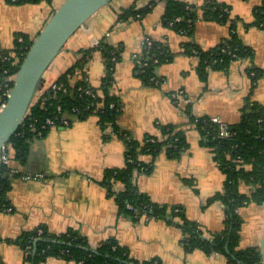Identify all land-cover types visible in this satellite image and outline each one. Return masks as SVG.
<instances>
[{
    "label": "crops",
    "instance_id": "obj_1",
    "mask_svg": "<svg viewBox=\"0 0 264 264\" xmlns=\"http://www.w3.org/2000/svg\"><path fill=\"white\" fill-rule=\"evenodd\" d=\"M64 1L0 0V50L13 49L17 33L33 41ZM150 1L111 0L95 12L54 59L40 90L75 63L82 56L81 50L96 47V40L121 48L109 88L120 104L119 129L142 140L145 135L161 137L160 125L179 124L187 143L178 156L165 151L153 157L141 155L140 159L151 163V168L136 174V186L155 203L181 206L185 216L201 225L208 235L224 226L223 204H207V199L222 189L225 174L211 150L201 144L197 129L187 122L185 110L188 106L193 116H210L232 124L239 121L249 101L264 105V28L252 24L254 8L261 0H218L230 6L231 17L236 19L235 32L243 44L252 48L253 56L237 58L225 69H209L205 79L195 70L197 57L185 54L182 42L190 39L201 49L213 48L229 35V25L198 19L191 36H183L164 20L165 0H156L139 19L119 18L123 8H140ZM181 1L203 4L205 0ZM145 38L165 43L173 55L171 61L154 69L162 79L159 85L145 82L133 60L134 54H142ZM251 65L263 70L252 89L247 72ZM105 69L100 52L93 51L84 69L91 86L101 85ZM80 76L75 74L72 82ZM125 149V140L109 129L103 130L96 115L75 116L68 126L51 127L43 136L31 139L26 161H11L19 174L9 177L6 191L12 210H0V264H29L19 237L42 226L54 234L76 229L92 248L114 238L139 261L157 258L162 264H229L219 253L186 251L182 230L170 221L169 212L165 218L139 219L119 213L102 179L106 169L125 165ZM37 173L42 177L21 178L22 174ZM121 189L120 182L112 187L113 192ZM239 189L248 193L250 186L241 182ZM238 214L242 219L239 246L259 247L264 204L249 203L239 208ZM38 264L77 263L49 257Z\"/></svg>",
    "mask_w": 264,
    "mask_h": 264
},
{
    "label": "trees",
    "instance_id": "obj_2",
    "mask_svg": "<svg viewBox=\"0 0 264 264\" xmlns=\"http://www.w3.org/2000/svg\"><path fill=\"white\" fill-rule=\"evenodd\" d=\"M22 1L41 0H16L13 3ZM165 1L164 20L183 36H191L194 22L198 19L218 20L230 27L229 35L215 47L207 50L199 48L190 39L182 42V51L197 57L195 70L201 78H206L209 69H225L237 58H252V48L243 44L235 32L236 19L231 17L228 4L218 0H205L203 4L181 0ZM155 2L156 0H152L140 8H135L134 5L123 8L119 18L139 19L152 9ZM253 15L252 24L264 28V0L254 8ZM20 36L23 38L22 42L17 40ZM31 43L25 34L15 35L14 48L5 51L15 56L0 60V85L5 82L7 76L17 72ZM95 50L100 52L106 68L102 83L97 88L89 84L84 74L85 66ZM80 52L82 56L75 63L40 90L17 131L9 139L7 145L11 148L10 164L0 162V210L10 206L6 191L9 177L15 175L10 172L11 161L19 164L26 161L31 139L43 136L48 130L42 128L47 118L59 123L61 117H66L70 121L75 116L96 115L103 130L109 129L110 132L119 135L126 144L125 165L121 168L106 169L102 179L108 193L114 196L119 213L139 219L165 218L169 212L170 221L176 222L182 230V244L186 251L200 249L206 254L219 253L226 257L229 264H259L260 254L257 246L243 248L239 246L242 219L238 210L249 203L264 204V105L249 101L239 121L232 124L224 123V129L229 132L228 136L220 135V125L212 117L193 116L188 106L186 107L187 122L197 129L201 144L211 150L219 169L225 174L222 189L207 199V204L214 201L223 204L224 226L221 230L206 235L201 225L185 216L181 206L169 207L155 203L145 193L140 192L135 183L137 173L148 172L151 168V163H145L140 159L141 155L149 154L153 157L160 151H165L170 156H178L184 150L187 143L184 132L180 129L181 125H160L161 137L145 135L142 140H135L126 131H121L117 126L120 104L109 92L113 82V69L120 59L121 48L101 40L96 47ZM140 56L141 64L137 65L139 76L147 83L159 85L162 79L154 74L155 67L173 58L167 45L153 40L150 45L143 47ZM247 72L252 89L263 70L251 65ZM77 73L81 74L79 80L72 82L73 76ZM86 89H90L91 93H86ZM0 100H5L2 89ZM116 182L122 184V189L113 192L112 187ZM241 182L250 186L248 193L240 191ZM127 205H131L136 212L127 208ZM19 243L25 251L24 259L29 264H38L49 257L77 264H162L157 258L143 261L133 258L128 248L120 245L114 238L92 248L86 237L76 229L54 234L42 226L22 233Z\"/></svg>",
    "mask_w": 264,
    "mask_h": 264
},
{
    "label": "water",
    "instance_id": "obj_3",
    "mask_svg": "<svg viewBox=\"0 0 264 264\" xmlns=\"http://www.w3.org/2000/svg\"><path fill=\"white\" fill-rule=\"evenodd\" d=\"M111 0H65L51 15L27 49L5 103L0 107V149L17 131L40 93L42 80L67 41ZM34 241V245H35ZM259 264H264V229L259 243ZM34 251V249H33Z\"/></svg>",
    "mask_w": 264,
    "mask_h": 264
},
{
    "label": "built area",
    "instance_id": "obj_4",
    "mask_svg": "<svg viewBox=\"0 0 264 264\" xmlns=\"http://www.w3.org/2000/svg\"><path fill=\"white\" fill-rule=\"evenodd\" d=\"M10 1L11 2H15L16 0H10ZM17 40H18V42H22L23 41V38L20 36V37L17 38ZM95 42H96V45H97L100 41H97L96 40ZM150 43H151V40L149 38H145L144 41H143V47L144 46H147V45H150ZM143 47H142V50H143ZM140 55L139 54H134L133 55V60H135V62H136L137 65H140L141 64V60H140V57L141 56ZM9 56H12L13 57L15 55H13V53H10V55H9L8 53L5 52V50H0V60H5ZM4 72H6V71H4ZM13 77H14V75L7 76L4 79L5 82L0 85V89L3 90V95L5 96V100L0 101V107L5 103L6 98L9 95V92H10V89H11V86H12V84L9 85V82L10 81H13ZM53 86L55 87V85H53ZM85 92L88 93V94L91 93L90 92V89H86ZM110 106L112 107L113 104H111ZM213 120L216 121L217 123H219V125H220V127H219L220 128V135L221 136H228L229 135V132L224 129V123L222 121H220L219 119H217V118H213ZM69 124H70V121L66 117H61L59 119V123L56 122L55 120L51 119V118H47L45 120L44 125L42 126V128L43 129H45V128H48L49 129V128L55 127V126H61V127H63V126H68ZM39 135H41V132H39ZM10 155H11V148L7 144H5L0 149V162L3 163V164L9 165L10 164ZM10 172L12 174H19V171L17 169H14L13 167L10 169ZM41 177H42V174H38V173L37 174H34V175H32V174H22L21 175V178L22 179L41 178ZM127 208H129V209L133 210L134 212H136L132 208L131 205H127ZM4 210L11 211L12 208L9 206V207L5 208ZM38 232L40 233L41 231L39 230Z\"/></svg>",
    "mask_w": 264,
    "mask_h": 264
}]
</instances>
